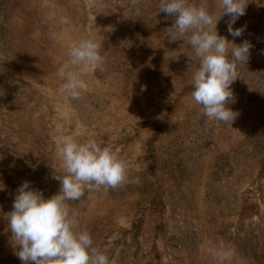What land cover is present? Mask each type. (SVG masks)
I'll return each instance as SVG.
<instances>
[{"label": "rangeland", "instance_id": "rangeland-1", "mask_svg": "<svg viewBox=\"0 0 264 264\" xmlns=\"http://www.w3.org/2000/svg\"><path fill=\"white\" fill-rule=\"evenodd\" d=\"M159 3L0 0V264H23L9 229L19 186L45 199L59 192L64 135L95 139L127 162L118 187L67 201L74 231L87 230L112 264H216L210 249L220 242L233 250L230 264H264V0H249L232 25L242 36L229 35L227 15L216 24L252 45L231 85V124L192 98L191 32L168 37L175 17ZM189 3L219 10V0ZM83 39L102 43L105 64L78 67L73 100L57 70Z\"/></svg>", "mask_w": 264, "mask_h": 264}, {"label": "clouds", "instance_id": "clouds-1", "mask_svg": "<svg viewBox=\"0 0 264 264\" xmlns=\"http://www.w3.org/2000/svg\"><path fill=\"white\" fill-rule=\"evenodd\" d=\"M249 0H219V10L213 14L205 6L189 0H160L157 11L175 20L166 35L181 40L191 32L188 43L199 58L198 70L193 74L191 96L202 106L203 115L224 123H232L238 111L227 107L234 103L231 89L237 78L238 64H245L250 56L251 43L237 45L216 31L217 22L225 15L228 33L242 36L243 27L232 25L245 15ZM211 26V27H209ZM101 42L83 39L68 51V59L58 68L63 80L60 91L70 99L82 95L81 71L87 65L103 70L105 57L100 54ZM57 156L62 161L57 194L45 199L28 181L17 189L10 212L9 229L16 241V255L23 264H112L107 254L93 245L87 230L74 231L77 221L70 215L67 201H78L86 190L116 188L127 179V162L95 139L81 142L72 135L61 137ZM56 170V169H55ZM216 264H230L233 250L223 242L210 249Z\"/></svg>", "mask_w": 264, "mask_h": 264}]
</instances>
